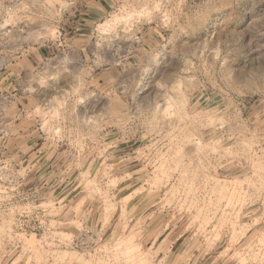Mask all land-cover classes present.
<instances>
[{"label": "rangeland", "instance_id": "374dc122", "mask_svg": "<svg viewBox=\"0 0 264 264\" xmlns=\"http://www.w3.org/2000/svg\"><path fill=\"white\" fill-rule=\"evenodd\" d=\"M0 0V264H264V0Z\"/></svg>", "mask_w": 264, "mask_h": 264}, {"label": "crops", "instance_id": "0c3cea01", "mask_svg": "<svg viewBox=\"0 0 264 264\" xmlns=\"http://www.w3.org/2000/svg\"><path fill=\"white\" fill-rule=\"evenodd\" d=\"M101 4H103V3H108L107 1H109V0H98Z\"/></svg>", "mask_w": 264, "mask_h": 264}]
</instances>
